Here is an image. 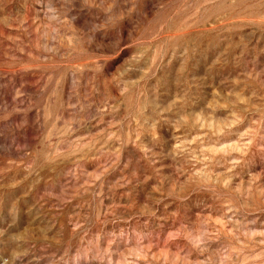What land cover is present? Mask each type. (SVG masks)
I'll return each mask as SVG.
<instances>
[{"label":"rangeland","instance_id":"1","mask_svg":"<svg viewBox=\"0 0 264 264\" xmlns=\"http://www.w3.org/2000/svg\"><path fill=\"white\" fill-rule=\"evenodd\" d=\"M0 264H264V0H0Z\"/></svg>","mask_w":264,"mask_h":264}]
</instances>
